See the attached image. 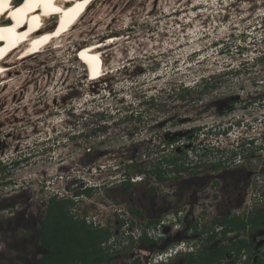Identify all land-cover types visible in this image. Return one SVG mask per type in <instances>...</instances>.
I'll use <instances>...</instances> for the list:
<instances>
[{
	"label": "rangeland",
	"instance_id": "1",
	"mask_svg": "<svg viewBox=\"0 0 264 264\" xmlns=\"http://www.w3.org/2000/svg\"><path fill=\"white\" fill-rule=\"evenodd\" d=\"M96 9L78 33L72 31L75 38L66 48L53 52L54 45L18 62L9 71L12 81L0 89V264H27L20 212L28 208L35 213L29 218L43 216L51 199L62 197L73 199L76 218L95 217L111 231V240L119 239L116 263L126 264L133 251L145 258L147 248L128 244L126 230L132 217L140 227L131 208L140 199L147 203L150 191L146 184L129 192L121 184L99 189L104 187L100 177L111 169L104 167L110 161L94 164L101 163L102 148L119 147L114 169L121 180L143 176L138 170L144 171L151 155L141 143L153 131L169 144L164 152L153 151L154 159L164 155L168 166L177 159L202 161L204 169L210 161L227 160L232 141L246 134L244 119L252 118L259 147L253 154L264 155L259 150L264 145V0H112ZM49 21L45 25L58 28L63 19ZM109 36L120 40L103 50L111 68L95 80L82 66L83 45L106 44ZM178 131L183 134L168 137ZM253 164L247 167L259 169ZM168 179L160 182L158 197L176 206L179 181ZM106 190L126 201L112 206ZM210 201L204 204L209 214L204 221L215 216ZM113 207L128 210L118 229L123 218ZM170 254L167 263H153L175 264L185 255H175L174 249Z\"/></svg>",
	"mask_w": 264,
	"mask_h": 264
},
{
	"label": "flooded vegetation",
	"instance_id": "2",
	"mask_svg": "<svg viewBox=\"0 0 264 264\" xmlns=\"http://www.w3.org/2000/svg\"><path fill=\"white\" fill-rule=\"evenodd\" d=\"M249 101L246 100L244 104H247ZM232 104L234 102L229 103V107L227 108L232 109ZM243 123L247 125L245 127L246 134H244L245 137L243 139L244 145L239 147L242 159L238 160L237 157L231 154L227 160L221 163L222 165H219L218 162L211 163L210 161L209 167H205L204 169L201 168L203 167L201 165L202 161L189 162L188 164L182 159H177L175 164L169 165L176 168L178 173L175 175H171V170H168L167 160L162 159L164 155H161L158 159L153 158V151L160 150L164 152L166 150L162 149L165 145L162 143L163 138L161 139V136L154 131L150 133V138L145 139L146 143H141L151 157L145 162L146 167H143L144 171H141L142 168L138 170V172L143 173V176L138 181H134V178L128 175L122 180L118 179L119 171L114 169V163H117L116 159H118L119 147H106L98 151V157H100L99 162L101 163L95 162L94 164L102 167L103 162L109 163L110 161V164H106L104 167H111L109 172L103 173L107 174L105 177L103 174L100 177L102 179L101 185L104 187L100 186L99 189L105 188L106 186L111 190L121 184L122 190L129 192L135 185L139 184L143 186L146 184V188L150 191V196L147 198L148 205L146 201L140 199L138 207L133 205L131 208V212L139 218L141 223L140 227H136L138 222L132 217V220L127 223L129 229L126 230L127 233L131 234L128 244H138L142 248H147L148 251L143 252L145 258L133 251L131 260L129 259L126 264H153V258L158 252L165 249V247L167 248L170 244L175 245L177 243H183L189 250L182 252L185 255L178 256V258H182L176 260L177 262L175 264H190L189 260H187L190 255L199 258L207 250L214 255L210 258L211 261L205 262L204 264H264V221L260 222L256 228L253 226L252 228L248 224V226L243 225L242 227L239 226L238 228L232 229L233 222L240 223V225L242 222L246 224L245 219L248 213L243 209L250 194L255 192L254 187L257 189L259 186L258 184L254 185L253 182L260 180L264 186V180L261 179L264 176V155L253 154V152L257 151L258 147L256 145L258 138L255 134L254 136L251 133V125L255 123V120L245 118ZM235 125L231 122L230 128L232 129ZM182 134V132L178 131V133H174L168 137L174 139ZM258 134L261 135L262 133ZM164 138V140L167 139L166 136ZM263 149L262 146L259 150L262 151ZM222 154L223 151L220 150V155ZM260 160L262 161L261 164L259 163ZM250 162L254 163L253 165H256L259 169H250L247 167ZM185 172H189V176L184 180ZM108 177L114 179L111 180ZM168 177L174 181H179V183L177 182L179 188L176 192V206L173 205L175 203H168L166 200L162 201L163 199L158 197L159 184L163 180H166V182L170 180ZM106 191L108 192V190ZM107 195L111 198L112 206H116L115 201H126L121 195L116 196L109 192ZM108 196H105V202L109 201ZM207 200H211L210 202L213 204V212L211 211V213L215 216H211L208 221H204L203 219L206 214L207 217L209 216L208 210L204 205ZM112 210L114 214L123 218L117 221L116 228L118 229L125 224V213L128 210L117 207H113ZM180 211L182 212L179 214ZM49 212L50 208L47 209L43 216L36 214L32 219L28 215L35 213H32L30 209L27 208L22 213L20 212L19 222L25 223V235L22 242L26 246L23 248V251L28 252L22 258V260L24 259V263L38 264L49 253V248L44 242L43 235V225L47 220ZM258 213L264 214V207L254 211L252 216ZM168 215L172 219L170 223L163 226L166 236L164 235L158 239L151 237L149 233ZM81 218H85L87 223L93 227L104 228V225L98 224L95 217L91 219L92 221H89L90 218L88 216H81ZM75 219L78 218L75 217ZM226 219L227 223L222 222V220ZM121 222L124 224L121 225ZM111 236L103 242V248L107 251L108 255L99 264H118L116 260L118 259L119 239L113 241L110 239ZM111 252L115 253L110 255ZM75 264L85 263L75 259Z\"/></svg>",
	"mask_w": 264,
	"mask_h": 264
},
{
	"label": "bare ground",
	"instance_id": "3",
	"mask_svg": "<svg viewBox=\"0 0 264 264\" xmlns=\"http://www.w3.org/2000/svg\"><path fill=\"white\" fill-rule=\"evenodd\" d=\"M109 2L111 4L112 0H0V89L12 81L9 71L15 64L32 58L34 54L40 55L54 45L55 49H51L53 52L66 48L75 38L72 31L76 32L83 25V19L87 20L94 9L108 5ZM53 17L63 19L60 26L56 25L58 28L45 25ZM108 38L113 41L110 39L106 44L99 41L85 47L83 45L82 66L95 79L111 68L108 63L110 59L105 58L103 50L120 40L117 36ZM15 55H18V59L14 58Z\"/></svg>",
	"mask_w": 264,
	"mask_h": 264
},
{
	"label": "trees",
	"instance_id": "4",
	"mask_svg": "<svg viewBox=\"0 0 264 264\" xmlns=\"http://www.w3.org/2000/svg\"><path fill=\"white\" fill-rule=\"evenodd\" d=\"M72 203L73 199H51L50 212L43 225L44 242L48 245L49 253L38 264H75V259L85 264H99L106 258L103 242L109 239L111 231L93 227L85 218L75 219L70 206ZM263 221V213L250 215L246 224L233 222L232 229L248 224L256 228ZM222 222L227 223V219ZM212 255L207 250L199 258L190 255L187 260L190 264H204L211 261Z\"/></svg>",
	"mask_w": 264,
	"mask_h": 264
},
{
	"label": "built area",
	"instance_id": "5",
	"mask_svg": "<svg viewBox=\"0 0 264 264\" xmlns=\"http://www.w3.org/2000/svg\"><path fill=\"white\" fill-rule=\"evenodd\" d=\"M141 177H137L136 179H133L134 181L136 180H139ZM263 185L262 183L259 184L258 188L255 190V192H253V198L251 199H248L247 200V203L245 204V207H244V211H246L247 213L251 212V211H256L257 209L259 208H262L264 207V190H263ZM182 211L179 212V214L181 213ZM171 219L172 217L170 215L166 216L164 219H162L160 221V224L155 228L153 229L149 234L151 237L153 238H160L161 236H166V233H165V230H164V227L165 224H168L171 222ZM129 233H127V236L126 238L129 240ZM181 248V244L176 246L174 248L175 252H177V250ZM173 250L172 248L169 249L168 252L166 253H158L156 254V256L153 258L154 261H157L159 262L160 260H162L163 258H165L167 255H171L170 254V251Z\"/></svg>",
	"mask_w": 264,
	"mask_h": 264
},
{
	"label": "clouds",
	"instance_id": "6",
	"mask_svg": "<svg viewBox=\"0 0 264 264\" xmlns=\"http://www.w3.org/2000/svg\"><path fill=\"white\" fill-rule=\"evenodd\" d=\"M104 77V76H103ZM103 77H101V76H99L98 78H96L95 80H97V79H100V78H103ZM244 137L245 136H242L236 143H235V141L233 140L232 141V143L234 144V146L232 145V147H230V150H231V152H232V155H234L235 157L237 156V154L238 153H236L238 150H239V147L242 145H244V141H243V139H244ZM262 142H264V141H262ZM162 143H164L165 145L163 146V148L162 149H166V150H168V148H169V144H168V142H167V140H165V142H162ZM263 146V148H264V145H262ZM262 151H264V150H262ZM136 181H138V180H136ZM255 181V180H254ZM261 183V181L259 180V181H257L256 182V184H260ZM255 184V185H256ZM254 190H256V188L254 187ZM62 198H64V197H62ZM251 198H253V194L251 193L250 194V196H249V198L248 199H251ZM254 211H251V212H249L248 213V215H247V217H246V219L248 220V217L253 213ZM245 219V220H246ZM129 235V234H128ZM162 237V236H161ZM178 245H180V244H175V245H172V244H170L167 248L165 247V249H163L162 251H160V252H158V253H166V252H168L169 251V249L170 248H172V249H174L176 246H178ZM182 246H185V245H183V243H181V247ZM189 250V249H188ZM188 250H183V249H178L177 250V252H175V255H177V254H180V253H182V252H186V251H188ZM157 253V254H158ZM155 257V256H154ZM172 257H173V255L171 254V255H167L165 258H163L162 260H160L159 262H162V263H167L169 260H171L172 259ZM154 261V260H153ZM154 264V263H153Z\"/></svg>",
	"mask_w": 264,
	"mask_h": 264
}]
</instances>
